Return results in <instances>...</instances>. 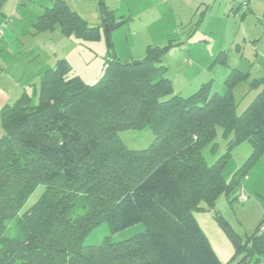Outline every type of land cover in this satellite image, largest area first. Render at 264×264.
<instances>
[{
    "label": "trees",
    "instance_id": "1",
    "mask_svg": "<svg viewBox=\"0 0 264 264\" xmlns=\"http://www.w3.org/2000/svg\"><path fill=\"white\" fill-rule=\"evenodd\" d=\"M112 18L102 4V22L91 25L56 0L35 25L39 32L59 25L83 41L99 40L107 25L113 51L97 83L71 76L62 59L43 73L38 104L24 93L0 112V264H223L194 211L222 192L237 195L241 181L226 183L227 160L209 165L203 149L221 128L232 134L227 155L243 141L253 147L249 161L264 153V76L250 83L260 91L242 113L233 89L248 76L238 70L223 94H212L208 83L182 96L163 60L181 44L177 36L129 62L114 52L109 34L124 21ZM144 126L153 142L129 148L121 132ZM104 222L114 234L145 229L86 245ZM238 252V264L264 260V220Z\"/></svg>",
    "mask_w": 264,
    "mask_h": 264
},
{
    "label": "rangeland",
    "instance_id": "2",
    "mask_svg": "<svg viewBox=\"0 0 264 264\" xmlns=\"http://www.w3.org/2000/svg\"><path fill=\"white\" fill-rule=\"evenodd\" d=\"M110 1L114 3L113 0ZM91 2V0H87L86 7L92 8ZM249 18L243 26L240 21L237 24L226 22L220 27V30H217L216 27L213 35L208 34L210 30L205 29V26L201 27L192 37L194 39L188 36L193 33L192 29L183 28L181 30V34L183 33L180 36L182 45L164 55V63L169 67L166 75L172 79L176 93L180 92L187 97L197 91L204 82H210L212 94L216 92L225 93V82L232 71L224 69L230 65H238L241 51L244 50L246 51V58L241 64V69L244 70L242 72L250 75L234 87L233 94L239 106L238 113H242L250 105L260 91L259 89H251L250 83L264 76V36H261L263 35L261 34L263 23L256 21V18L254 20ZM219 24L217 23V26ZM7 25H1L0 28H3L5 32ZM135 28L134 25L131 30L126 27L115 32L120 34V37L116 39L113 47L121 53L122 60L136 61L133 60L132 55L137 60H142L145 57L143 56V48L146 49L147 44L143 46V40L140 38L135 40L129 35V32L141 33L139 37L143 36L146 40L152 36L153 29L136 30ZM244 28L249 33H258L256 34L258 35L257 38L261 37L262 40L258 48L250 42L248 46L243 44V42L245 43L243 41ZM26 31H22L12 43L9 42L15 44L16 49H22L23 46L26 48L15 54V60L11 56L5 58L6 62L14 65L11 73L17 77L19 82L23 81V83L26 81L23 75H26L27 69H33L51 59L53 61V58L56 60L64 58L72 67L71 76H78L88 84H95L104 74L109 53L112 54L113 51L105 36L96 41H81L75 38L61 37L60 33L58 34L61 36L51 32H42L35 35L33 42H30L29 33L33 30L31 29L27 33ZM237 45L242 47L240 53H235ZM32 47L35 49L34 52L31 51ZM225 62L228 66L225 65ZM40 86H36V91L34 85L27 88L26 93L32 99L33 104L39 103ZM1 133L2 127L0 136ZM231 135L225 136L223 130L219 128L215 140L204 147L203 155L209 165L225 158L227 160L223 166L225 182L230 184L234 178L240 179L241 188L235 196L222 192L212 202L205 199L201 200L197 203L194 211L203 231L209 236L211 243L219 253L224 247H227V244L231 246L232 252L230 254L229 252L222 253L223 264H238L242 258V253H239L236 248V240L240 244L245 243L264 220V153L257 159L249 161L253 147L248 141H243L234 145L230 150V155H227ZM121 137L129 148L140 150L147 148L153 142L154 133L149 126H144L140 129L123 131ZM240 170H242L241 173H239ZM41 190L36 191L29 203L38 198ZM242 191L248 197V201L245 203L237 199L238 194ZM144 229L143 224H138L114 234L111 225L104 222L95 228L85 238L84 242L86 245H99L109 236L114 241H124L144 231ZM10 234L15 235L12 230Z\"/></svg>",
    "mask_w": 264,
    "mask_h": 264
},
{
    "label": "crops",
    "instance_id": "3",
    "mask_svg": "<svg viewBox=\"0 0 264 264\" xmlns=\"http://www.w3.org/2000/svg\"><path fill=\"white\" fill-rule=\"evenodd\" d=\"M55 1L56 0H0V26L8 24L4 35L0 38V112L6 105H12L15 103L24 93L27 92V88L29 86L34 85L36 91V86L38 87L41 85L42 75L46 69L52 68L57 64L58 61L64 59L59 58L56 60V58H53V61L51 59L49 62H43V64H40L33 69H27L25 72L26 75H23L26 81H24V83L23 81L19 82L17 77L11 73L14 65L12 63L6 62L5 58H7V56H11L12 59L15 60V54L22 52L26 47L23 46L22 49H16V45L10 44L9 42L12 43V41L17 39L22 31L27 30V33L31 29L33 31L29 33L31 38L30 42H33L32 40L34 39L35 35L42 32H51L54 33V35H62L61 37L75 38L82 41L81 38L74 34L66 35L59 25H55V27H53L54 29L48 31L39 32L36 30L35 25L37 24L39 18L44 15L47 9L53 6ZM61 1L65 2L71 11L76 12L91 25H97L102 22L101 5L104 4V6L112 12V23L124 21L119 27L114 29L109 34L113 44L116 39L120 37V34L115 33L116 30L125 29L126 27L131 30L132 26L134 27V25L136 30L144 28L153 29L152 36L146 40L143 36L139 37L141 33L129 32V35L135 40H138V38L143 40V46L144 44H147L146 49L143 48V56H146L147 49L150 45H166L169 41V38L173 36H177L181 44L172 47L166 53L178 46H181L183 42L181 41L180 36L183 34H181V30H183V28L193 30V33H188L189 38H192L197 33V31L204 26L205 29L207 28L210 30V33L208 34L213 35L216 27L217 30H220V27L226 22H233L234 24H237L239 21L243 26L246 24V22H248V17H250L249 19L251 20L256 18V21L263 23L261 32L263 35L261 36H264V0H113L114 3H111L110 0H91L92 2L90 5L92 8L86 7L87 0ZM244 3H247L246 6ZM114 17L116 19H114ZM217 23L220 24L217 26ZM105 30H107V25L106 27L101 28V39L103 36L106 37L104 32ZM243 30V41H245L243 44L248 46V43L250 42L252 45H255V47L257 46L256 48H258L259 43L262 40L261 37L257 38L258 35L256 34L258 33H249L245 30V28ZM203 35H205V33H203ZM192 39L189 40L193 41ZM241 50L242 47L237 45L235 53H240ZM31 51H35L34 47H32ZM114 52L120 59H122L120 57L121 53L118 52L117 49H114ZM245 55L246 51L242 50L241 56L239 57L240 63L238 65L229 64L230 66L224 70H238L242 72L243 69H241V64L246 58ZM132 58L133 60H137L134 59L136 58L134 55H132ZM225 65L228 66L226 62ZM168 70L169 67L167 66V71ZM242 73L246 74L247 76L250 75L249 73ZM169 79L172 81L171 78ZM208 83L210 84V82ZM208 83H202L198 90ZM177 94L182 95L180 92ZM207 237L210 241L208 235ZM211 245L222 262V253L224 254V252H229L230 254L232 252L231 246L228 244L227 247H224L221 250V253L215 249L212 243ZM259 264H264V260Z\"/></svg>",
    "mask_w": 264,
    "mask_h": 264
},
{
    "label": "built area",
    "instance_id": "4",
    "mask_svg": "<svg viewBox=\"0 0 264 264\" xmlns=\"http://www.w3.org/2000/svg\"><path fill=\"white\" fill-rule=\"evenodd\" d=\"M247 3H244V5L246 6ZM4 34V30L3 28H0V37ZM237 199L243 203L248 201V197L247 195L242 191L240 194H238Z\"/></svg>",
    "mask_w": 264,
    "mask_h": 264
},
{
    "label": "water",
    "instance_id": "5",
    "mask_svg": "<svg viewBox=\"0 0 264 264\" xmlns=\"http://www.w3.org/2000/svg\"><path fill=\"white\" fill-rule=\"evenodd\" d=\"M236 245H237V247H236L237 250H239L241 244L237 240H236Z\"/></svg>",
    "mask_w": 264,
    "mask_h": 264
}]
</instances>
